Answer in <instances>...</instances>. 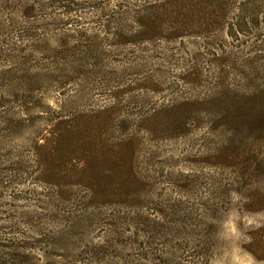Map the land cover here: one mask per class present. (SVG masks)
Wrapping results in <instances>:
<instances>
[{
    "label": "rangeland",
    "instance_id": "1",
    "mask_svg": "<svg viewBox=\"0 0 264 264\" xmlns=\"http://www.w3.org/2000/svg\"><path fill=\"white\" fill-rule=\"evenodd\" d=\"M208 5L0 0V264H264V0Z\"/></svg>",
    "mask_w": 264,
    "mask_h": 264
},
{
    "label": "trees",
    "instance_id": "2",
    "mask_svg": "<svg viewBox=\"0 0 264 264\" xmlns=\"http://www.w3.org/2000/svg\"><path fill=\"white\" fill-rule=\"evenodd\" d=\"M214 0H184V25L181 27L184 28V32L187 30V32L189 33H184V34H192V33H195L197 28H202V29H205L204 26H202L201 24L198 23V18L200 17H206V25L209 24V20L210 19H213V11H210L209 13H206L205 9H208V8H212L211 5H208L209 3L213 2ZM217 7V5H215ZM150 7V8H149ZM145 9L144 8H141V9H136L134 12L136 13H139L141 14L142 16H145L147 19H149L144 12L145 10H150V9H153L155 7L154 6H149ZM157 9V8H156ZM144 12V13H143ZM191 16V17H188ZM200 15V16H198ZM215 15V14H214ZM148 22H151V24L154 26V27H151V28H146V23H142V25L144 26L141 27L140 26V29L137 30V32L133 33L134 37L135 36H142V32H143V36L148 33V31H154V32H160L159 29H158V25H157V19L156 18H151L149 19ZM143 28V29H142ZM180 36H183L182 33H177L176 36H174L173 38H178ZM185 36V35H184ZM136 39H139L137 37H135ZM139 40H145L144 37L143 39H139ZM190 74L194 75L192 72H190ZM259 96V95H258ZM257 96V97H258ZM257 97H255V99H252L249 101V106L251 105H257V106H263L264 107V100L262 101H258L257 100ZM248 105V103H247ZM251 108V107H250ZM224 116L226 121L230 124H233L235 126H238V127H243V126H247V127H250V123H249V120H248V116L246 113H244L243 110L241 109H233V108H226L224 110ZM101 144L103 142H100Z\"/></svg>",
    "mask_w": 264,
    "mask_h": 264
},
{
    "label": "clouds",
    "instance_id": "3",
    "mask_svg": "<svg viewBox=\"0 0 264 264\" xmlns=\"http://www.w3.org/2000/svg\"><path fill=\"white\" fill-rule=\"evenodd\" d=\"M233 195H235V194H233ZM250 255V254H249Z\"/></svg>",
    "mask_w": 264,
    "mask_h": 264
}]
</instances>
